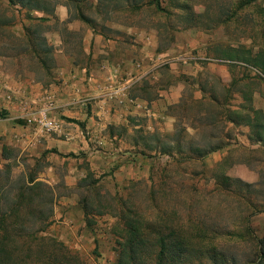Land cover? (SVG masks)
<instances>
[{
    "label": "rangeland",
    "instance_id": "374dc122",
    "mask_svg": "<svg viewBox=\"0 0 264 264\" xmlns=\"http://www.w3.org/2000/svg\"><path fill=\"white\" fill-rule=\"evenodd\" d=\"M189 1L193 10L203 15L198 28L186 29L174 18L157 12L154 4H151L155 0H69V3H81L84 11L92 16L118 20L121 15L123 19L126 15L124 23H139L147 33L156 35L158 53L175 50L174 56L178 58L177 76H174V69L170 70L168 65L162 64L159 67V85L161 89H166L168 84L188 82L181 74L184 65L182 60H190V55L204 54L206 47L214 50L218 46L222 48L227 45H243L257 50L259 46H264V40L259 34L264 31V0H256L239 12L236 7L244 0ZM164 3L161 0L163 7ZM6 4L5 0H0V20H13L14 26L8 31L20 35L23 14H19L14 6L6 8ZM137 6L138 10L134 8ZM235 12H238L235 14L236 18L233 17ZM52 28L56 29V24H52ZM192 35L205 39L195 50L189 46ZM68 37L72 39V36ZM73 43L76 56L81 58L76 46L77 40ZM23 47V43L12 38L4 39L0 43V114L3 115L0 117V179L7 185L8 195H27L31 176L54 190V217L47 234L55 236L70 249L80 253L87 264H116L117 238L112 232L116 219L110 215H91L88 218L90 222L87 223L82 209V198L99 195L103 198V203L104 199L109 201L114 198L117 204L119 199L126 198L131 183L144 181L146 191L139 195H147L150 188L160 197L168 195L169 192L171 195H203L204 198L214 195L211 200L216 205V211H223L224 214L223 220L218 221L215 226L220 230L224 226H230L233 220L238 221L253 213L250 226L255 236H263V155H248L242 151L236 153L242 159H252L255 162L254 170L260 168L261 176L259 182L252 184L250 188H245L234 181L237 179L230 177L233 181L230 184L233 193L224 192L220 182L215 184L214 175L219 170L218 167L208 169L200 161L193 159L197 156L194 149L202 150L210 145L207 128L202 126L211 124L210 117L217 118L212 106H202L208 116L205 121H198L197 128L201 130L194 136L187 134L184 118L195 113V109L187 108L183 104L172 108L180 116V121L172 131L164 124L166 120L163 118L159 125L149 118L135 124L140 128L139 134L133 136L127 135V130L120 123L109 126L108 122L98 118L95 130L88 124L87 119L82 121L57 113L55 97L50 91L60 83L56 77L59 57L54 47L52 46L49 61L44 63V68L47 66L50 69V75L45 74V70L44 73H34L41 66L35 61H29L28 56L17 57L22 55ZM252 73L242 65L235 69L238 79L253 78ZM204 76L201 79L210 83L207 85L208 89L222 97L225 92L219 80L210 77L208 73ZM247 81L245 79L244 83ZM144 93L149 98L158 97L156 91L148 86ZM258 93L262 94L261 90ZM84 97L86 100L84 98L79 103L72 102L70 106L74 112L83 108L87 114L90 113L93 101L87 100V96ZM170 112L166 110L162 114L168 117ZM216 129H212L211 133L216 132ZM46 139L63 141L66 148L62 152L54 148L45 149ZM135 139L139 149H130L136 144ZM3 147L7 149L11 160L2 158ZM221 168L226 175L228 167L223 165ZM7 171L9 175H6ZM88 173L97 184L90 190L79 188V183ZM7 176L9 180L6 183Z\"/></svg>",
    "mask_w": 264,
    "mask_h": 264
},
{
    "label": "trees",
    "instance_id": "16d2710c",
    "mask_svg": "<svg viewBox=\"0 0 264 264\" xmlns=\"http://www.w3.org/2000/svg\"><path fill=\"white\" fill-rule=\"evenodd\" d=\"M5 1L8 9L19 5L16 11L24 13V20L28 25L22 24V34L16 35L8 31L14 26L13 20H0V43L7 38L20 41L24 47L22 55L17 57L28 56L29 61H35L41 66L34 73H44L45 70V74L50 75V69L47 66L44 68V63L49 61L53 51L45 37L48 26L43 24L47 18L34 17L31 12L52 14V2ZM164 1V7L161 0H155L151 4H154L157 12L174 18L186 29L200 26L203 15L193 10L189 0ZM255 1H239L236 8L238 12L242 11ZM134 8L138 10L139 6ZM256 24L254 26L258 27ZM263 33L264 31L259 32L264 40ZM215 56L233 62L232 67L239 64L255 73L253 78H245L247 83H240L245 80L243 78L233 79L231 87H237L242 103L239 111L232 112L228 109L225 116L230 119L233 117L247 127L249 139L264 146V112L252 106L253 94L260 89L264 77V46H259L257 50L243 45L218 46ZM228 96L229 92L222 96L223 100ZM221 113L219 111L217 115ZM213 148L214 146L208 145L206 149H194L197 156L193 159L200 161L204 167L202 160ZM6 151L3 147L2 158L11 160ZM222 166H217L219 170L214 171L215 184L220 182L224 192L233 193L230 189L233 181L225 175ZM6 175H9L8 171ZM90 176L88 173L78 187L84 190L94 187L97 182L91 180ZM8 180L7 176L5 182ZM36 180L34 176L29 178L27 195H8L9 189L0 179V264H87L80 253L70 249L55 236L47 234L54 217L56 197L50 186ZM234 181L245 188L252 186L238 179ZM144 184V181L131 183L128 195L119 199L117 204L114 198L109 201L104 199L103 203V198L99 195L82 198L87 223L90 222L88 218L91 215H110L116 219L112 227L113 235L117 238L116 264H264V234L261 238L254 235L250 226L253 213L238 221L233 220L230 226H224L220 230L215 226L218 221L223 220L224 214L223 211H216V205L211 200L214 195L204 198L203 195H171L169 192L160 197L151 188L147 195H139L146 191L147 186ZM143 185L145 190H142Z\"/></svg>",
    "mask_w": 264,
    "mask_h": 264
},
{
    "label": "crops",
    "instance_id": "0c3cea01",
    "mask_svg": "<svg viewBox=\"0 0 264 264\" xmlns=\"http://www.w3.org/2000/svg\"><path fill=\"white\" fill-rule=\"evenodd\" d=\"M50 1L52 14L34 11L31 15L47 18L43 24L48 26L45 37L58 52L56 77L60 83L50 91L54 94L57 113L60 116L82 121L87 119L88 124L95 130L97 118L108 122L109 126L120 123L127 130V135L133 136L139 134L140 128L135 124L143 122L146 118L155 120L157 125L163 118L166 120L164 124L172 131L180 121L178 111L174 112L172 108L183 104L187 108L195 109V113L184 118L187 134L194 136L201 130L197 128L198 121H205L208 116L202 106L209 105L215 109L216 114L219 111L222 113L217 115V118L210 117L211 124L202 126L207 128L209 144L214 146L212 152L202 160L204 167L213 169L224 165L229 169L226 173L228 177L250 185L259 182L260 168L254 170L255 162L252 159H242L236 153H261L264 164V146L249 139L247 127L233 117L230 119L225 116L228 109L232 112L239 111L242 103L241 94L236 91L237 87H231L236 77L235 69H239L241 65L232 67L233 62L215 56L216 48L211 50L206 47L204 54L190 55V60H182L184 65L181 74L188 82L168 84L166 89H161L159 67L162 64L168 65L170 70L174 69L172 73L176 77L178 58L174 56L175 50L158 53L154 33H147L139 23H124L126 15L124 19L121 15L118 20L92 16L84 11L79 2L70 5L69 0ZM14 7L18 9L19 5ZM22 14L24 19V13ZM22 24L28 25V22L24 20ZM52 24H56V29L52 28ZM68 35L72 36V39ZM74 40H77L76 46L81 58H78L74 51ZM204 40L192 35L189 46L195 50ZM205 73L219 80L225 95L229 92L226 100L208 89L207 85L210 83L201 79ZM252 74L255 76L254 72ZM147 86L156 91L158 97H146L144 90ZM260 90L262 94L258 93ZM258 92L253 94L252 106L264 112V77ZM84 96L93 101L90 113L87 114L83 108L74 112L70 105L75 101L79 103L84 98L86 100ZM166 110L171 111L168 117L162 114ZM212 129L217 131L211 133ZM44 148H54L62 152L66 147L63 141L46 139ZM130 149H139L137 141Z\"/></svg>",
    "mask_w": 264,
    "mask_h": 264
}]
</instances>
